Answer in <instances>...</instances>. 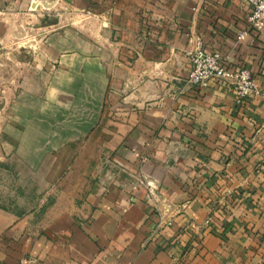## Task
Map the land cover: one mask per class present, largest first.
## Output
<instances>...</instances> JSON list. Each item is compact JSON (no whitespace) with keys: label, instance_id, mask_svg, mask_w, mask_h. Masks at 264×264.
I'll return each instance as SVG.
<instances>
[{"label":"crops","instance_id":"crops-1","mask_svg":"<svg viewBox=\"0 0 264 264\" xmlns=\"http://www.w3.org/2000/svg\"><path fill=\"white\" fill-rule=\"evenodd\" d=\"M49 11L58 24L37 29ZM248 15L243 0H0V264H264V35ZM196 40L262 94L192 86Z\"/></svg>","mask_w":264,"mask_h":264},{"label":"built area","instance_id":"built-area-1","mask_svg":"<svg viewBox=\"0 0 264 264\" xmlns=\"http://www.w3.org/2000/svg\"><path fill=\"white\" fill-rule=\"evenodd\" d=\"M249 8L248 26L264 35V0H243ZM191 60L189 82L196 88L209 87L213 79L227 81L234 86L236 103L242 104L249 96L260 95L262 90L249 69L229 70L224 64V56L218 51H208L200 40L189 50ZM13 83V82H12ZM0 87V103L7 90L6 84ZM170 224V223H169Z\"/></svg>","mask_w":264,"mask_h":264},{"label":"rangeland","instance_id":"rangeland-1","mask_svg":"<svg viewBox=\"0 0 264 264\" xmlns=\"http://www.w3.org/2000/svg\"><path fill=\"white\" fill-rule=\"evenodd\" d=\"M56 12L55 11H49V15H47L46 19H42V20H44L42 23L48 22V21L52 20L53 18H55ZM39 26L40 25H37L36 28L40 29ZM41 28H43V27H41ZM13 41H15V40H13ZM37 43H38V40H37ZM29 46H31V45H29V43H23V42L16 44V47H18V48L19 47L24 48V47H29ZM1 48H9V46L7 45V41L4 42V41L0 40V52L2 51ZM14 48H15V46H14ZM1 82L2 81H0V87H2ZM73 153H74V151H73ZM73 153H72V155H73ZM69 160H70V158H69ZM36 189H37L36 192L38 193V190H40L41 188L38 186V187H36Z\"/></svg>","mask_w":264,"mask_h":264},{"label":"water","instance_id":"water-1","mask_svg":"<svg viewBox=\"0 0 264 264\" xmlns=\"http://www.w3.org/2000/svg\"><path fill=\"white\" fill-rule=\"evenodd\" d=\"M59 20L57 18H53L52 20L48 21V22H44L42 23L39 27H49V26H53V25H56L58 24ZM20 56H19V60L20 61H27L28 60V54H26V51L23 49V50H20Z\"/></svg>","mask_w":264,"mask_h":264}]
</instances>
